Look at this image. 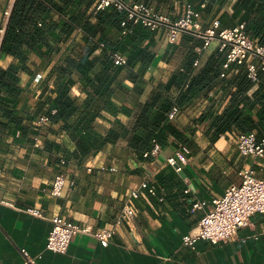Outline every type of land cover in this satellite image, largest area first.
I'll use <instances>...</instances> for the list:
<instances>
[{"label":"crops","instance_id":"1","mask_svg":"<svg viewBox=\"0 0 264 264\" xmlns=\"http://www.w3.org/2000/svg\"><path fill=\"white\" fill-rule=\"evenodd\" d=\"M236 1L228 0L221 9L217 6L213 11L201 13L204 27L221 19L226 11L233 13ZM15 2L0 0V60L3 68L15 60L13 54L1 50L4 37L1 28L8 24L10 18L5 11L12 10ZM47 2L66 5L68 0ZM146 2L174 18L184 15L191 4L187 0ZM45 16L57 21L67 18L65 13L56 9ZM239 23L223 24L234 26ZM39 24H43L42 19ZM155 31L157 43L153 48L157 52L156 60L150 64L137 63L136 70L146 68L138 83L130 77H121L120 91L111 97L118 110L104 109L105 115L98 116L93 127L95 136L102 138L108 134L109 139L102 138L106 142L89 155L80 154L76 138L64 131V121L51 122L45 127L42 147L34 144L35 134L41 128L36 119L41 114H37V109L42 94L46 91L57 95L54 90L56 65L69 54H77L86 48L81 26L67 38L64 36L68 32L58 27L57 33L62 35V39H50L55 51L46 60L36 52L30 54L29 69L21 72V91L0 90V264L23 263L26 260L23 248L37 258L36 264H264L263 212L254 213L251 223L241 227L232 239L220 242L200 239L196 248L184 244V235L212 208L214 198L223 195L230 185L241 182V168L252 165L257 175L264 178V156L243 155L236 133L231 131L213 141L206 133V122L197 125L194 133L188 132L191 152L181 171L167 161L176 148L173 143L162 149L160 155L148 160L138 157L133 148L131 140L136 131L147 129L142 127L139 118L154 99L159 85L186 71L192 50L201 53L195 60L194 72H198L220 46L218 40H214L209 47L203 48L195 37L192 39L185 32L173 42L167 28ZM148 42L149 39L145 44ZM39 75L42 77L38 78ZM76 78L72 93L82 102L89 91L95 93V90L85 79L81 80L80 75L76 74ZM260 84L257 81L248 94L255 98ZM188 85L189 82L184 88ZM232 90L233 87L229 88L220 111L228 104ZM216 93L217 89H212L209 94L202 93L185 105L176 102L174 106L180 105L182 111L176 118H170L189 130L194 119L208 108L209 95ZM263 94L264 87L260 96ZM159 105L160 102L155 110ZM261 109L260 101L252 108L256 115L261 113ZM118 123L124 127L111 134L114 126H120ZM255 131L264 137V120L258 122ZM58 173H64L68 182L66 192L60 196L51 192ZM143 179L158 184L159 193L151 194L144 190L141 197L131 198L130 191ZM161 195H165L164 200ZM197 200H206L207 204L203 208H195ZM127 202L135 207L136 213L119 227L108 245L95 236L78 233L67 252L47 247L54 215L63 214L98 229L113 223ZM29 206H41L47 217L28 212L26 208Z\"/></svg>","mask_w":264,"mask_h":264},{"label":"trees","instance_id":"2","mask_svg":"<svg viewBox=\"0 0 264 264\" xmlns=\"http://www.w3.org/2000/svg\"><path fill=\"white\" fill-rule=\"evenodd\" d=\"M187 1L200 14L213 11L217 6L221 9L228 2ZM95 2L96 0H68L66 5H61L56 2L48 3L47 0H16L1 44V50L13 54L15 60L7 68L0 66V90L19 92L22 90L19 86L21 72L29 69L27 62L30 54L36 52L46 60L55 51L50 39H62V35L57 33L58 27L68 32L65 38L77 27L83 28L86 48L80 49L77 54H69L56 65L54 73L57 76V84L54 90L57 95L53 96L45 91L37 109V114L47 113L52 122L64 121V131L70 132L76 138L82 155L99 150L105 140L109 139L108 134L102 137L105 140L95 136L93 127L97 117L105 115L104 109L118 110L111 97L119 93L121 77H130L138 83L146 68L136 70L137 63L150 64L157 58V52L153 48L157 43L154 40V29L143 23H135L129 19L126 10L114 5L96 11ZM233 8V13L226 11L220 19L222 26L228 27L225 24L246 21L249 35L258 44H264V0H237ZM52 9L65 13L67 18L57 21L45 16L49 15ZM38 15L42 17L39 18ZM41 19L43 24H39ZM186 33L192 39L195 37L198 45H205L204 37ZM147 39L149 42L145 44ZM231 48V45L216 48L198 72H194L195 60L201 53L192 50L186 71L175 74L170 81L159 85L154 99L147 104L139 118L142 127L147 129L137 130L131 140L138 157L151 159L154 155L145 156V152L150 151L156 141L160 142L162 149L173 143L176 148L171 154L175 153L183 145H188V132L194 133L197 125L205 122L208 123L206 133L213 141L228 131H255L258 122L264 120V94L260 96L264 87V69L259 70V79L254 80L249 76L247 61H234L228 68V73L232 69L234 71L222 76ZM116 52L127 54L128 63L116 65ZM76 74L81 76V80L85 79L93 85L95 90V93L89 91L87 98L82 102L72 93L73 86L77 83ZM257 81L261 84L254 98L248 94V90ZM187 82L189 85L185 89ZM136 87V90L140 89L138 84ZM232 87L233 90L229 91V102L220 111L219 107ZM212 89H217V93L209 95L208 108L194 119V123L188 127L189 130L180 127L170 118V111L176 102L185 105L202 93L209 94ZM106 95L108 98L104 99ZM259 101L262 103V109L261 113L256 115L252 108ZM158 102L160 105L155 110ZM78 113L79 115L75 116ZM118 124L120 126H114L111 134L124 127L123 124Z\"/></svg>","mask_w":264,"mask_h":264},{"label":"built area","instance_id":"3","mask_svg":"<svg viewBox=\"0 0 264 264\" xmlns=\"http://www.w3.org/2000/svg\"><path fill=\"white\" fill-rule=\"evenodd\" d=\"M111 5L126 10L129 19L135 23H143L154 30L167 28L169 38L173 42L178 41L184 32H191L205 38L206 42L203 48L209 47L214 40H218L221 48L231 45L228 60L224 64L223 76L228 75L226 70L234 61L239 63L248 61L249 76L254 80L259 79V70L264 69V44H258L249 35L246 29V21L235 26L223 27L221 20L216 19L211 26L204 27L200 20V13L191 4L188 5L184 15L174 18L168 13L157 10L144 0H98L96 11ZM11 12V9H7L5 14L10 16ZM6 28L7 24H4L1 28L2 35L5 34ZM114 59L117 64L125 65L129 58L125 53L116 52ZM197 63L199 64V61ZM41 77V75L38 76V78ZM181 111V106L175 105L170 112V117L176 118ZM51 122V117L47 113H41L36 119V123L41 127L35 134L34 144L37 147L43 146L45 127ZM235 137L243 155L264 156V137L258 136L256 131L236 133ZM161 152L162 145L156 141L153 148L145 152V156H158ZM190 152V147L183 145L175 153L168 156L167 161L181 171L188 161ZM239 173L242 178L241 182L230 185L223 195L214 198L212 208L206 212L191 231L184 235V244L196 248L200 239H209L213 242L232 239L238 234L241 227L251 223L254 213H264V178L257 175L252 165L241 168ZM67 187L66 175L58 173L53 180L51 192L60 196L66 192ZM144 190L151 194H158L160 187L150 179H143L137 187L130 191L131 198L141 197ZM160 197L162 200L165 199V195ZM206 204V200H197L194 207L203 208ZM26 210L34 215L47 217L41 206H29ZM135 213V207L127 202L113 223L98 229H95L90 223L83 224L63 214H56L51 218L53 227L48 237L47 247L57 252H67L78 233L95 236L103 244L108 245L119 227ZM23 251L26 260L21 264H36L37 258L31 255L26 248H23Z\"/></svg>","mask_w":264,"mask_h":264},{"label":"rangeland","instance_id":"4","mask_svg":"<svg viewBox=\"0 0 264 264\" xmlns=\"http://www.w3.org/2000/svg\"><path fill=\"white\" fill-rule=\"evenodd\" d=\"M202 22V21H201ZM204 26V25H203Z\"/></svg>","mask_w":264,"mask_h":264}]
</instances>
